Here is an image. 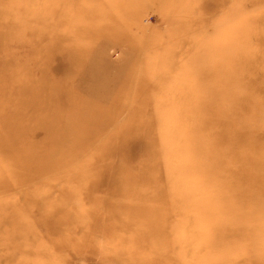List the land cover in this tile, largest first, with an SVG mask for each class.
<instances>
[{
	"label": "rangeland",
	"instance_id": "374dc122",
	"mask_svg": "<svg viewBox=\"0 0 264 264\" xmlns=\"http://www.w3.org/2000/svg\"><path fill=\"white\" fill-rule=\"evenodd\" d=\"M36 1L37 0H33L34 3ZM146 1H149V3ZM155 1H157V3H155ZM253 1L256 0H129L127 6L131 5L137 10H139L140 5L142 6L144 3H147L148 7L143 9L138 21L132 20L130 23L129 20H125V17L122 18L121 21L123 20L125 27H121L114 35L110 36L107 43H101L97 51H94V48H90L89 54L91 55L88 57V54H85L86 50L81 47L89 40L87 38V25L82 24L81 26H77L76 23L83 22L86 24V22H99L100 18L90 17V10L93 9V5H91L93 0H55L54 4L58 6L56 10L57 17L54 16L57 18L56 30L52 31L50 29V31L48 30L49 33H47L49 36L51 31L57 33L65 46H72L75 42L80 45L78 52H72L71 55L65 57H53L50 61H46V70L49 75L48 80L50 84L55 83L56 80L58 81L57 88L62 98H70L68 90H72L77 93L82 101L79 103L77 102L76 107H73L71 110L61 112L60 115H70V117L75 118V120H70V123L76 127L73 131L77 132L88 134L153 133L156 135L162 134L165 135L164 137H167L168 110L172 108V102L176 104V107L181 109L180 111L183 114L185 111L189 110L188 107H191L192 111L194 110V107H192L193 101L195 99H202L201 92L219 90L221 91L219 92V95H221L219 100H221L225 106L224 100H226L225 96L229 89H232L235 84L236 86L237 84L241 86L240 82L242 80L249 82V80L256 78L260 81V84L256 86L255 91L252 93L255 102L252 103L245 98L241 104H238L237 108H239V110L237 114L240 116L235 117V115L232 114L227 116L228 118L232 117L233 121L224 129L223 133L226 135L228 134V137L236 131L241 134H249L250 130L262 126L263 132H258L256 134V137L259 139L257 143L259 146L251 150L255 155L264 156V83H261L264 81V8L262 9L264 5L258 7ZM263 2L264 0L261 3ZM94 3L97 2L95 1ZM115 4L118 3L115 2ZM44 5V3H40L36 8H41ZM67 6H69L70 9ZM110 8L113 9L112 7L102 8L100 13L103 14V11ZM85 9L87 10L85 11ZM115 10H117V17L122 15V7L118 5ZM24 32L25 31H22L24 37L28 38L29 34L27 32L24 34ZM81 35L87 38L86 41L80 37ZM92 35L95 36L94 34ZM153 42H155L156 45L154 44L155 48L151 50L152 52L141 50V44H145L147 47L151 46L149 43ZM62 43L59 41L60 48L62 47ZM46 44L47 43L44 42L41 37L39 49L43 50ZM237 50L242 51L243 57L244 54L248 53L251 59L250 67L253 68V70L249 71V69L243 67L239 70V75L238 73L235 75V63L233 59L237 60ZM21 55L20 62L30 66L32 68V75L37 77L40 72L39 66L37 65L38 57L30 49L22 50ZM3 56L6 59V63L4 66L0 67V70H9L2 73L1 79H8V76L12 75L17 68L14 66L11 55L8 56L3 53ZM88 58H96L98 59V63L90 62ZM67 63H72L75 69L74 73L71 74L70 71L65 68ZM92 68H95V72L90 73L89 70ZM202 69L206 71L203 78L199 75ZM63 81H65L67 86L62 84ZM85 83L91 84V87H96L95 92L97 96L85 97L86 90L84 89V85H82ZM78 86H80V88ZM242 91L246 90L242 89ZM84 99L98 100V103L95 104L98 107L83 110L82 105L83 103L85 104L86 101ZM125 103H128L129 106L122 105ZM140 105H144L143 108L145 111L138 113L131 112L134 108H139ZM111 106L118 107L116 110H112ZM163 113H165V115ZM41 114L45 113L41 112ZM192 115L193 116L190 114L186 118H197L199 116L197 108L192 112ZM52 116L56 115H50V117ZM50 117L49 121H52ZM157 118L159 119L158 121ZM252 118L256 122H252ZM42 119L46 120L44 118ZM159 121H161L162 124H160L161 122ZM164 121L166 124L164 123L163 125ZM33 122H36V120L33 119L31 125H35ZM185 122L186 121L183 119V123ZM156 123L158 125H156ZM200 123L210 130L211 136H215L219 132L214 131L215 126L205 120L201 119ZM90 125H94L95 127H91ZM162 125L164 127H162ZM51 126L53 125L51 124ZM44 132L45 130L42 129H35L33 131L37 139L42 137ZM107 136L109 142L111 138H109V136L111 135ZM107 139L105 141H107ZM130 140L127 146L128 158L131 157L135 160L132 161V159L130 163L128 162L130 166L132 164L130 169L133 168L136 170L141 168V166L145 164V161H154L148 158L147 152L143 147L144 142H142L143 140H141L140 137L138 139L131 138ZM204 143V148L207 149V153L217 154L221 152L225 157L236 160L237 163H234L236 170L241 168L240 164L242 162L247 161L240 159L238 163V157L249 151L248 144H244V142L240 141L236 146H232V144L230 145V143L228 144L227 142H223L219 146H211L207 141ZM160 144H163V142ZM162 148L163 151L160 152V155L163 154L162 165L165 166L167 164L164 168L166 170L168 169V172L169 169H171V164L175 165L177 163L174 162H181V160L180 157L175 159L174 156L172 157L169 154L171 153L170 151H174V149H168V154H165L167 148L164 145ZM97 150L98 148L94 149V147H92V149L88 148L86 150L87 154H83L80 160V163L83 165L80 166L78 162L79 164L74 163L70 166L69 169L72 171H69L73 172L72 174L76 175L79 169L82 170L79 171L80 174L76 176L78 179L74 175L70 176V178H66L67 180L72 179V181H67L65 175H67L68 172H58L56 173L58 174L56 177L61 175L62 179L64 177L66 181L64 179L61 181V177L56 178L53 176L52 178L54 179L51 180L53 182H48L49 178H46L47 180L41 179L45 183L43 181L39 183L36 182L37 186H35V182L33 181L32 183L34 184L29 186L26 185L23 188L22 192L28 191L29 194L33 193V196L37 198L38 196H40V198L43 196L47 208L49 205L53 207V203L56 205L58 203L55 202H59L60 205H54L57 211L52 217L51 214L48 213L49 216L43 215L45 218L42 216L38 218L37 214L40 215V207H34L36 201L29 203L30 205L32 204V208H30L29 204L27 205L28 210L30 209L29 211L35 213V215L30 214L25 216L23 213L17 214L15 212L16 207L12 205L0 211V264H120L113 256L110 258L108 253L110 250L113 251L114 245H112V242L110 244L109 241L114 233L115 226H119V218L122 216L121 213L123 212L116 214L113 206L111 207L112 201L116 200L118 196L117 192L110 194L106 190H108L109 187H119L122 184L116 177L106 180L104 173L102 174L100 164L97 165V168L99 166L98 169L96 166L93 167V165L88 164V162L100 163L102 159L104 160L109 156V153L105 150L104 155L101 153L102 151ZM157 152V150L154 152L152 151L151 156L156 157ZM194 153L195 152L190 155ZM181 154L180 156L187 157L186 153L182 152ZM103 156L105 157L102 158ZM111 158L112 160L115 159L114 161H117L116 163H119V159H121V161L123 160L119 154ZM166 160H168V163H166ZM154 164L157 165V168L159 167V164ZM92 167L94 170L96 169V171L99 170L97 173L100 174H95L96 172L94 173V170L91 169ZM74 168L76 170H74ZM89 169L91 172H89ZM241 169L247 172L248 166L247 168L244 166ZM85 171L88 174L85 173ZM90 173H92V175H90ZM87 175H90L89 178ZM94 176H96V178ZM166 177H168L170 186L175 185V187L181 189L182 192L178 194L177 198L171 197L168 198L167 201L162 202L159 193H151L148 185L144 186V188L141 187L140 190H144V193L142 199H139L142 200V205L145 209L148 210L150 206L153 208L155 204H158L161 208L168 207L169 209L171 203L177 202L178 200L181 207L182 204L183 206L186 204L187 206H192L194 204L193 202L198 198L197 195L199 193L198 196L201 195L202 190L200 188L198 189L193 178L188 179L189 177H187L183 181H174V178H170L167 175ZM175 177L178 176L175 175ZM98 179H101V181H96ZM87 182L88 184H86ZM251 182L256 186L260 184V181L257 179L253 180L251 178ZM262 185L264 186V181ZM33 186H35L37 190L34 188V191ZM91 186H95L98 190H94L92 193L88 192L89 195L87 192H82V187ZM48 187H50V189H48ZM63 189L64 191H61ZM68 189L70 190L68 191ZM185 190H187L188 194L191 193L189 199L187 195L186 197L182 195L186 193ZM198 190L199 192H197ZM47 191L49 194L45 193ZM80 192L83 194L81 195ZM10 193L11 192H4L1 197L10 196L8 200L12 203L20 201L18 196H14ZM250 193L251 192L248 190H245L243 196L238 200L239 204L235 211L239 212V214L231 217L228 224L224 222L221 223L220 226H230L233 229L234 224L240 228V234H250V236L253 237H256L261 231L262 235L260 237L262 240L261 242L259 241V246H255L257 242H254L252 239L246 242L240 239L236 240L237 242L235 243L232 242V244L236 246V248L234 247V251L230 252H233L232 264H257V262L264 264V198ZM46 194H48V196H46ZM249 194L251 195L250 198H248ZM80 195L82 199L88 197L89 199L81 200ZM76 196L79 200L76 199ZM57 199L58 201H56ZM68 199L69 202H66L65 200ZM107 199H109L108 202L111 203L107 205L103 204L102 201H107ZM61 205L62 207H60ZM0 206H2V203H0ZM60 208L63 210H60ZM65 209L69 211L72 210L74 213ZM108 210H110L113 215L110 214L111 212L109 211V213ZM89 211L91 212L89 213ZM133 211L134 210H130L126 212L125 215L129 219H131L132 216L138 215V219H141V213L137 211L133 213ZM76 213H81L79 214L81 217ZM90 214L95 215L91 218L92 216ZM171 216L172 217H169L171 221L179 218L175 213L172 215V212ZM255 217H258V219ZM41 218L44 222L43 225L38 222V219ZM89 218L91 219L88 220ZM94 219H96V221ZM255 219H257V223L254 222ZM261 220L263 222H261ZM88 221H91L90 223L92 224H89ZM208 221L210 223L214 222V220L211 219ZM55 222L59 224L58 229H56L57 226L55 227L54 225ZM84 222H86V224ZM102 223L104 224L103 227ZM137 225H139V222H137ZM105 228L106 230H111H108L109 232L107 231V233H109L108 237L105 236V233L100 232L102 230L104 231ZM112 231L113 233H111ZM121 233L130 235L135 232L131 226L127 225L124 226ZM170 233L172 234V232ZM171 234L162 233L160 235L163 239L170 241L173 237V234ZM196 237L199 236H193L190 239L187 238L185 242L186 247L184 250L187 253L185 260L192 259L189 264H199V259H202V256L205 257L204 252H193L191 249L194 244L199 242ZM150 241V239H147V242L150 243ZM105 245H107L108 248L105 247ZM144 245L147 246L145 247ZM138 248L137 254L143 253L141 256V260L144 261L143 264H162L159 259H150L152 253L150 254L147 251L150 248L148 244L140 245ZM106 251L109 252L107 253ZM180 255L182 254H177V250L176 253H171L168 264H183L181 262H183L182 259L184 256L179 258ZM225 261V259L221 258L217 264H226L227 262L225 263Z\"/></svg>",
	"mask_w": 264,
	"mask_h": 264
},
{
	"label": "bare ground",
	"instance_id": "6f19581e",
	"mask_svg": "<svg viewBox=\"0 0 264 264\" xmlns=\"http://www.w3.org/2000/svg\"><path fill=\"white\" fill-rule=\"evenodd\" d=\"M95 1L97 3H94ZM128 1L129 0H93V3H91V5H93V9L90 10V17L93 16L95 18H100L99 22H86V24L83 22L76 23L77 26H81L82 24L87 25V38L89 40L81 47L86 50L85 54L87 53L88 57L91 55L89 54L90 48H94V51H97L100 48L101 43H107L110 36L114 35L121 27H125L123 20L121 21L122 18L125 17V20H129L130 23L132 20L138 21L141 12L143 9H145V7H148L147 3H149V1H146L147 3L142 4V6L140 5L139 10H137L131 5L127 6ZM262 1L263 0H256L253 2L256 4V6L261 7L264 5V2L261 3ZM54 2L55 0H37L35 3L33 0H0V67L4 66L6 63V59L3 56L4 53L8 56H12L14 66L17 68L14 70L12 75L8 76V79H1V75L2 73L7 72L9 69L0 70V203H2V206H0V211H3L12 205L16 207L15 212L17 214L23 213L25 216L30 214L35 215V213L29 211L30 209L28 210L27 205L36 201L37 203L35 202V205L33 204L34 207H40V215L37 214V217L40 218L42 216L45 218L46 215L49 216L48 213H50L52 217L57 211L55 206H57L59 202H55L58 204L55 205L53 203V207L52 205H49L47 208L43 196L40 198V196L37 195V198L33 196V193L29 194L28 191L22 192L23 188L26 185L29 186L34 184L32 183L33 181L35 182V186H37L36 182L39 183L43 181L41 179L49 178V182L54 179L52 178L53 176L56 177V175H58L56 174L58 172L62 173L67 171L68 174L65 175V179L70 178V176H74L75 174L70 172L72 171L69 169L70 166L74 163H80L82 155L87 154L86 150L88 148L92 149V147H94V149L98 148V150L102 151L101 153L103 155L105 154V150L107 153H109V156L104 160L102 159V162L100 163L88 162V164L93 165V167L96 166V168L97 165L100 164L102 174L104 173L106 180L116 177L122 184L119 187H109L108 190H106L110 194L117 192L118 196L116 197V200L112 201L113 203L111 204V207L113 206L116 214L123 212L121 213L122 216L119 218V226L116 227L114 225V233L113 231L111 232L113 234L109 243L111 244L112 242V245H114L113 251H106L107 253L109 252L108 254L110 258L113 256V258L118 263L143 264L144 261L141 260L143 253L141 252L137 254V250L139 249L138 246L148 244L150 248L147 251L150 254L152 253L150 259H159L161 260L162 264H168L171 253H176L177 250V254H182L179 256V258L184 256L182 259L183 262L181 263L189 264L192 259L185 260L187 253L184 248L186 247L185 242L187 241V238L190 239L193 236H199L196 237L199 242L191 247L192 251L199 253L204 252L205 254V257L202 256V259H199V264H217L221 258L226 260V264H232L233 252H230L234 251L236 248L232 242L235 243L238 239L244 242L250 241L252 239L254 242H257L255 246H259V241L261 242L262 240L260 237L262 235L261 231L256 237H253L250 236V234H240V228L234 224L233 229L230 226H220V224L224 222L225 224H228L231 217L239 214V212L235 211V209L239 204L238 200H240V198L243 196L245 190L251 192L250 194L258 195L264 198V186L262 185L264 181V156L255 155L251 150L252 148L259 146L257 145L259 139L256 137V134L258 132L262 133L263 127L258 126L257 128L252 129L250 130L249 134H241L240 132L236 131L231 134V138L228 137V134L226 135L223 133L224 129H226L227 126H229V124L233 121L232 117L228 118L227 116L231 114L235 115V117L240 116L237 114L239 110V108H237L238 104H241L245 98H247L252 103L255 102V98L252 93L255 91L256 86L260 84V81L254 78L249 80V82L242 80L240 82L241 86L238 84L236 86L235 84L232 89H229L227 95L225 96V106L224 103L219 100L221 97L219 92L221 91L209 90L207 92H201L202 99H195L192 105V107H194L193 111H195L197 108L199 112V116L197 118L191 117V119H187L186 117H188L190 114L193 116L191 107H188L189 110L182 114L180 111L181 109L176 107V104L172 102V108L168 110L167 137H164L165 135L162 134L156 135L153 133L88 134L84 132L73 131L76 129V127L70 123V120H75V118L70 117V115L64 116V114L62 116L60 113L64 112L65 110H71L73 107H76L77 102L79 103L82 101L77 93L72 90H68V95L70 98H62L57 88L58 81L56 80L55 83L50 84L48 80L49 75L46 70V61H50L53 57H65L67 55H71L72 52H78L80 45L75 42V44L72 46H65L62 43L60 36L57 33L52 32L53 30H56L57 18L55 17H57L56 10L58 8ZM115 2L118 4H115ZM40 3H44L45 5L41 8H36V6H38ZM155 3H157V1H155ZM118 5L122 7V15L117 17V10H115V8L118 7ZM67 7L69 8V6ZM106 7H112L113 9H106L102 12L103 14H101L100 12L102 11V8ZM263 8L264 6L262 9ZM86 10L87 9H85V11ZM50 29L52 31L49 36L48 30L50 31ZM22 31H25L24 34L27 32L29 37L25 38ZM41 37L43 38V41L47 43L43 50L39 49ZM80 37H82L84 41L87 39L83 35ZM59 41L62 43L61 48L59 47ZM149 44L151 46L147 47L145 44H141V50L152 52L151 50L155 48L154 46L156 43L153 42ZM25 49H30L38 57L37 65L39 66L40 72L37 77L32 75V68L30 66H28L26 63L22 64V62H20V58L22 56L21 51ZM236 57L237 60L233 59L235 63V75L243 67L249 69V71L253 70V68L250 67L251 59L250 56H248V53L244 54L243 57L242 51L237 50ZM88 61L95 62L96 64L98 63V59L96 58H88ZM65 68L70 71L71 74L75 72L72 63H67ZM89 71L90 73L95 72V68H92ZM205 73L206 71L202 69L199 74L200 77L203 78ZM261 83H264V81ZM62 84L66 85L65 81H63ZM82 85H84V89L86 90L85 97L97 96L95 92L96 87H91L92 85L87 83ZM78 87L80 88V86ZM242 89L246 91H242ZM84 100L86 101L85 104L83 103L82 105L83 110L98 107L95 105L98 103V100ZM122 105L129 106L128 103ZM117 107L118 106H113L111 109L116 110ZM143 107L144 105H140L139 108L136 107L131 110V112L138 113L145 111ZM41 112H44L45 114H41ZM163 114L165 115V113ZM50 115L56 116L50 117ZM49 117L52 119V121H49ZM42 118L46 119L47 121L43 120ZM33 119L36 120V122H33L35 125H31ZM183 119L186 121L185 123H183ZM201 119L213 124V126H215L214 131L219 132L215 136H211L210 130L207 127L201 125ZM158 120L159 119L157 118V121ZM165 121L163 122V125ZM252 122L256 121L252 118ZM51 124L53 126H51ZM160 124H162V122ZM156 125L158 124L156 123ZM163 125L162 127H164ZM90 126L95 127L94 125ZM35 129L45 130L43 136L39 139H37L33 133ZM107 135H111L109 136V138L111 137L109 142ZM139 137L141 140H143L142 142H144L143 147L147 152L148 158L154 161L146 162L144 160L145 164L141 166V168L134 170L133 168L130 169L132 164L130 166L129 163L133 158H128L127 146L129 145L131 138L138 139ZM106 139L107 141H105ZM205 141H207V143H209L211 146H219L223 142H227L228 144L230 143V145L232 144V146H236L240 141L244 142V144H248L249 151L238 157V163L240 162V159L247 160L240 164L241 168L244 166L247 168L248 166L247 172H244L241 168L236 170L234 167L237 163L236 160L225 157L224 154H221V152L217 154L207 153V149L204 148ZM161 142H163V144H160ZM163 145L167 148L165 154H168V149H174V151H170L171 153L169 154L172 157L174 156L175 159L180 157L181 160V162H174L177 163L175 165L171 164V169H169L168 172V169L166 170L164 168L167 164H164L165 166L162 165L163 154L161 153L162 155H160V152L163 151ZM155 150L158 151L157 156H151L152 151L154 152ZM182 152L187 154L186 158L180 156ZM193 152L195 153L190 155ZM118 154L123 158V160L121 161V159H119V161L117 158L119 163H116L117 161L115 162V159L112 160L111 157ZM132 161L135 160L133 159ZM166 161V163H168V160ZM154 163L159 164V167L157 168V165ZM79 165L81 166L83 164L80 163ZM93 167L91 169L94 170ZM75 168L74 170H76ZM79 171L82 170L79 169ZM79 171L78 173L76 172L75 177L77 174H80ZM98 171L95 169L94 173L96 172L95 174H98ZM89 172H91L90 169ZM85 173L87 172L85 171ZM90 175H92V173H90ZM90 175H87L88 178ZM166 175L170 178H174V181H183L187 177H189L188 179L193 178V181L197 184L198 189L200 188L202 191L200 190L201 195L198 196L200 193L197 195L198 198L195 200L196 202H193L194 204L192 206H187V204L183 206L182 204L181 207L178 200L177 202L171 203L169 209L168 207L161 208L158 206V204H155L153 208L150 206L148 210L145 209V207L142 205V200H140L142 199L144 193V190H140L141 187L144 188V186L148 185L151 193H159L160 200L162 202L167 201L168 198L171 197L177 198L178 194L182 192L181 189L176 188L175 185L172 184L173 186H170L168 177H166ZM175 175L178 177H175ZM96 176L94 177L96 178ZM58 177L60 178L61 175ZM251 178L253 180L257 179L260 181L259 186L252 184ZM60 179L63 181L64 177L63 179L62 177ZM69 180L72 181V179H68L67 181ZM99 180L101 181V179L96 181ZM86 184H88V182ZM35 186H33V189ZM48 189H50V187H48ZM69 190L70 189H68V191ZM81 190L82 192H87L88 194V192L92 193L94 190L98 189H96L95 186H91L84 188L82 187ZM48 191L45 193H48ZM61 191H64V189ZM185 191L186 193L182 195L184 197L187 195V198L189 199L191 193L188 194L187 190ZM4 192H11L10 194L18 196L20 201L12 203L8 200L10 199V196L1 197L2 193ZM82 192H80L81 195L83 194ZM197 192H199V190ZM48 194H46V196H48ZM250 194L248 198L251 197ZM81 195V198L79 197L81 200L89 199V197L82 199ZM76 199L79 200L78 197ZM108 200L109 199H107V201H102V203L106 205L110 204L111 202L109 203ZM56 201H58V199ZM65 201L69 202V199ZM62 205L60 207H62ZM31 206L32 204L30 205V208H32ZM61 209L62 208H60V210ZM130 210H134L133 213H135V211L141 213V219H138V215L132 216V218L129 219L125 213L129 212ZM109 211L110 210H108V212ZM72 212L74 213V211ZM90 212L91 211H89V213ZM171 212L172 215L173 213L177 214L179 218L177 220L171 221V218H169L172 217ZM110 214L113 215L112 212ZM94 215L92 214V217H90L93 218ZM79 217L81 216L79 215ZM255 218L258 219V217ZM96 219L94 220L96 221ZM210 219L214 220V222L210 223L208 221ZM257 219H255L254 222L257 223ZM38 220V222H40L42 225L44 224L42 218ZM90 222L91 221H88L89 224H92ZM137 222H139V225H137ZM261 222L263 221L261 220ZM84 223L86 224V222ZM54 225L55 227L57 226L56 229L59 228L58 223L55 222ZM103 225L104 224L102 223V227ZM127 225L131 226L135 233L130 235L121 233L124 229V226ZM108 230L105 228L104 231L102 230L100 232L105 233V236L108 237ZM170 232L173 234V237L170 239V241L163 239L160 235L162 233L171 234ZM147 239L151 240L150 243L147 242ZM144 246L146 247L147 245ZM105 247H107V245H105ZM257 264L261 263L257 262Z\"/></svg>",
	"mask_w": 264,
	"mask_h": 264
}]
</instances>
